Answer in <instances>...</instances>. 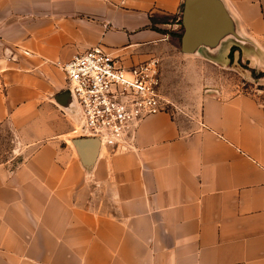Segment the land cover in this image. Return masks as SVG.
Returning <instances> with one entry per match:
<instances>
[{
    "label": "crops",
    "instance_id": "1",
    "mask_svg": "<svg viewBox=\"0 0 264 264\" xmlns=\"http://www.w3.org/2000/svg\"><path fill=\"white\" fill-rule=\"evenodd\" d=\"M97 44L125 65L160 57L175 107L84 165L58 62ZM191 56L264 70V0H0V125L39 142L0 164V264H264V102L211 87L178 98L169 66Z\"/></svg>",
    "mask_w": 264,
    "mask_h": 264
},
{
    "label": "built area",
    "instance_id": "2",
    "mask_svg": "<svg viewBox=\"0 0 264 264\" xmlns=\"http://www.w3.org/2000/svg\"><path fill=\"white\" fill-rule=\"evenodd\" d=\"M79 112L74 132L112 148L126 146L141 121L168 107L161 91V59L125 65L101 44L58 62Z\"/></svg>",
    "mask_w": 264,
    "mask_h": 264
},
{
    "label": "rangeland",
    "instance_id": "3",
    "mask_svg": "<svg viewBox=\"0 0 264 264\" xmlns=\"http://www.w3.org/2000/svg\"><path fill=\"white\" fill-rule=\"evenodd\" d=\"M162 20L170 22L168 16L162 17ZM171 57L176 58L175 61H177V56ZM233 62V65L230 64L229 66H216L207 63L198 56L187 57L185 64L169 66L172 88L176 91L178 98L184 89L194 90L211 87L221 89L226 94L241 91L256 93L259 100L264 102V70L253 68L247 61L243 62L240 57L238 62L235 60ZM170 105L175 107L169 102L168 107ZM78 136L79 134L76 132L73 133L70 145H72L75 158L87 165L86 159L75 141ZM34 138V133L31 134L25 130L21 123L16 124L12 119L5 121L0 125V164L15 166L29 157L39 145V142ZM100 146L105 147V144H100Z\"/></svg>",
    "mask_w": 264,
    "mask_h": 264
},
{
    "label": "water",
    "instance_id": "4",
    "mask_svg": "<svg viewBox=\"0 0 264 264\" xmlns=\"http://www.w3.org/2000/svg\"><path fill=\"white\" fill-rule=\"evenodd\" d=\"M191 3V1H188L183 11L182 20L186 29L184 35L182 34L184 39H189L192 32L190 16L193 10ZM75 141L77 142L86 160L91 159L95 156L97 149L101 144L98 138L92 136H78Z\"/></svg>",
    "mask_w": 264,
    "mask_h": 264
},
{
    "label": "trees",
    "instance_id": "5",
    "mask_svg": "<svg viewBox=\"0 0 264 264\" xmlns=\"http://www.w3.org/2000/svg\"><path fill=\"white\" fill-rule=\"evenodd\" d=\"M173 33H174L175 35L179 36V37H182V32H173ZM234 49H235V47L232 46V47H231V55H232Z\"/></svg>",
    "mask_w": 264,
    "mask_h": 264
}]
</instances>
